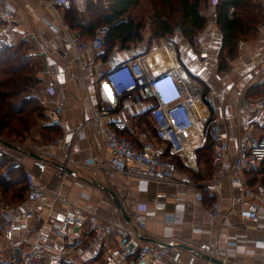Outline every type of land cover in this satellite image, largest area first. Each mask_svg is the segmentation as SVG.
I'll list each match as a JSON object with an SVG mask.
<instances>
[{
  "label": "crops",
  "instance_id": "obj_1",
  "mask_svg": "<svg viewBox=\"0 0 264 264\" xmlns=\"http://www.w3.org/2000/svg\"><path fill=\"white\" fill-rule=\"evenodd\" d=\"M9 2L15 8V16L11 21L0 18V37L7 43L17 46L26 42V49L33 53L36 76L41 80L37 96L39 105L43 109V118L39 124L55 127L57 135L54 138L60 137L89 116L85 91L79 81V68L73 55L62 49V33L47 27L46 20L52 18L51 13L39 0H9ZM212 2L208 0V6ZM258 2L264 10V0ZM2 3L3 0H0V11ZM77 7L79 11L86 10V7ZM202 12L207 17V23L196 34L198 41L196 44L192 37L185 36L179 30L171 37H161L170 38L175 42L178 61L201 81L216 105L212 115L220 116L221 125L232 135L229 140L230 152L226 157L227 160H231L237 148L236 134L239 128L257 132L260 126L259 117L253 113L247 114L239 122L236 112L239 99L243 95L247 96L248 88L259 84V79L264 75V27L255 37L242 39L237 56L227 61L226 69L220 70L218 54L222 33L216 19L209 16L208 10ZM262 24L264 25V22ZM142 44L143 41H138L132 46L131 42L128 48L114 49L106 57L104 48L99 52L83 53L84 60L91 65L86 71V76L94 100L98 98L97 81L103 71L112 63L135 57L136 55L132 54L144 49L145 46L143 48L140 46ZM46 52L57 60L58 73L55 75H51V68L45 63ZM165 61L164 65L160 59L153 62H158L163 67H169L173 63L171 61L169 63V59ZM50 80L55 82L53 87L49 85ZM52 97L58 100V107L50 117V111L55 109V105L46 100ZM124 106L128 109L113 113L107 117L106 122L109 126H113L116 121H125L127 126L118 130L119 133L140 147L147 139L154 137L152 126L147 121L151 102L149 100L137 102L124 98L122 108ZM144 122L146 126H143ZM203 132L201 126L196 127L193 145L197 149L203 144L200 141ZM25 141L29 143L25 147L36 156L20 149L10 147L5 149L13 159L23 165L24 169L28 168L42 183L52 190H57L61 198H65L76 208L95 213L102 220L116 219L122 223L129 222L121 212L117 216L119 208L115 200L123 202L126 212L131 215H144L145 210L153 208L154 199L164 202L165 208L157 211L155 215L146 216L138 231L144 241H161L182 250L181 262L165 264H186L187 253H195L193 250L206 254L200 250L203 244H210L221 251L229 250V254L225 259L223 258L226 264H264L262 245L248 244L244 252L234 250L232 247L236 241L253 242L264 239V226H257L256 222L242 220L239 217L232 198L239 195L241 189L233 186L228 180L212 184V168L207 167L204 162L198 161L199 171L194 172L180 157L169 156L165 149L166 144L158 142L161 154L175 163L177 172L170 181L160 184L150 182L147 189L141 190L135 174L142 169L140 166L132 164L128 167V172L131 174L116 172L114 177H109L112 154L105 147H93L87 138H76L69 147L62 144L46 146V143L44 144L46 140L41 136L39 128H36ZM31 143H36L38 147L30 148ZM34 158L46 163L44 171H39L33 165ZM242 177L245 178V174ZM189 182L195 183L196 187L202 190L205 196L203 202L194 199L188 186ZM178 192L183 198L181 201L184 220L182 223L172 224ZM214 199L220 202L222 217L215 225L209 226L205 208ZM28 207H31L35 213L32 224L35 228L42 226L54 251L63 252L72 246V254L80 258L78 262L80 264H124L123 256L116 254L110 259L106 252L108 247L117 252L119 248L117 235L89 231L86 227L72 229L63 237L54 234L52 228L62 218L67 205L59 201L53 203L50 196H43L34 203L24 200L21 208ZM258 223L264 224V217H260ZM169 225L172 227L171 236L166 234V227ZM205 229L209 231L205 232ZM33 235L34 231L31 232V238L34 237ZM10 238L16 243L20 242L21 234L12 233ZM5 254L9 255L8 250L1 248L0 257ZM193 264L213 263L204 255L196 254Z\"/></svg>",
  "mask_w": 264,
  "mask_h": 264
},
{
  "label": "built area",
  "instance_id": "obj_2",
  "mask_svg": "<svg viewBox=\"0 0 264 264\" xmlns=\"http://www.w3.org/2000/svg\"><path fill=\"white\" fill-rule=\"evenodd\" d=\"M39 1L51 13L52 18L46 20L47 27L62 33V49L73 55L79 68V81L85 91V100L89 110L88 117L70 131L45 145L62 144L69 147L74 139L87 138L93 147H105L112 154L109 177H114L116 172L131 174L128 172V167L132 164L140 166L142 169L135 174L139 189L145 190L150 182L157 184L168 182L177 172L175 163L161 154L158 142L166 144L165 149L169 156H178L191 170L199 171L197 148L193 145V138L196 127L201 126L204 132L200 141L204 144L209 139L211 143V183L217 184L222 180H228L233 186H238L242 192L234 196L232 202L239 217L242 220L254 221L257 226H264L258 223V219L264 217V184L258 183L251 186L246 178L242 177L248 171L260 170L264 160V95L259 97L243 95L239 99L236 112L238 121L241 122L244 116L253 113L259 117L260 126L257 132L239 128L236 134L237 148L231 160H227L226 157L230 152L229 140L232 135L221 125V117L212 115L216 105L205 91L204 85L184 64L178 61L176 45L172 39L161 38L159 43L153 39L148 53L155 46H163L174 57L173 65L163 67L157 62L152 67L147 61L148 53L118 61L109 65L98 79V98L94 100L86 76V71L91 65L84 60L83 53L101 51L104 48L110 26L108 24L98 25L91 38H82L79 30L64 20L63 11L77 6L85 8L94 0ZM212 1L208 7V14L216 19L217 0ZM14 16L15 8L9 0H3L0 18L11 21ZM263 27L262 24L260 29ZM2 39L7 42L4 38ZM192 39L195 44L198 42L196 36ZM45 63L51 68V75L58 73L57 60L47 52ZM258 82L259 84L264 83V75ZM49 85L53 87L54 80H50ZM124 98L137 102L141 100L151 102V107L147 112V121L152 126L154 137L147 139L140 147L119 133L118 130L127 126L125 121H116L113 126H109L106 122L107 117L113 113L128 109L126 106L122 108ZM46 102L55 105V109L50 111V117H52L58 107V100L52 97ZM146 125L144 122L143 126ZM37 147L38 145H30L32 149ZM33 165L41 172L46 168V163L39 158H34ZM25 175L27 181L25 202L34 203L43 196H50L53 203L59 201L67 205L62 218L52 228L56 236L63 237L72 229L86 227L89 231L117 235L119 237L117 252L111 247H108L106 252L110 259L116 254L123 256L124 264H165L182 261L183 252L179 247L144 241L139 235L138 227L142 221L146 216L155 215L157 211L163 210L164 202L154 199L153 208L145 210L144 215L127 213L130 218L129 222L122 223L116 219L105 221L95 213L72 206L68 200L59 196L57 190H52L42 183L28 168L25 169ZM188 186L194 199L197 202H203L205 196L202 190L198 189L193 182H189ZM177 199L172 224L182 223L184 220L181 201L183 198L179 192ZM21 206L22 203L6 204L0 198V249L8 250L10 263H76L79 257L72 254V246L63 252L54 251L42 226L35 228L32 224L35 218L33 209L31 207L22 209ZM205 213L208 225H215L222 217L219 200L211 201L206 206ZM119 214L118 209L117 216ZM32 231H34L33 238H31ZM204 231L208 232L209 229ZM15 232L21 234L20 242L16 243L10 238ZM166 234L172 235L171 225L166 227ZM248 244L264 247V239H257L253 242L236 241L232 247L234 250L244 252ZM200 250L208 254L209 262H211V257L225 259L229 254V250H217L210 244H203ZM195 259L196 253L188 252L186 264H193Z\"/></svg>",
  "mask_w": 264,
  "mask_h": 264
},
{
  "label": "trees",
  "instance_id": "obj_3",
  "mask_svg": "<svg viewBox=\"0 0 264 264\" xmlns=\"http://www.w3.org/2000/svg\"><path fill=\"white\" fill-rule=\"evenodd\" d=\"M102 1L90 2L83 12L75 7L67 8L63 11V18L80 30L82 38H91L98 25L108 24L110 27L104 44L106 57L114 49L128 48L131 42L139 41L135 34L137 22L130 11L142 2L152 0H108L106 6ZM158 1L167 9V13L154 15V36L170 37L179 27V31L191 38L205 27L207 17L202 12V6L208 0ZM216 14V23L222 33L219 69L224 70L227 61L237 56L240 41L253 38L260 31L264 10L258 0H217ZM149 49L150 44L145 45L143 50L132 55L146 54ZM40 84L33 53L26 49V42L17 46L0 37V137L24 140L36 128H39L46 141L57 135L55 127L39 124L43 118V109L37 96ZM256 92H264V83L249 87L247 96L253 97ZM211 153V143L207 139L197 149L199 163L204 162L211 168ZM245 178L251 186L264 184V160L260 170L246 172ZM26 194L27 181L23 165L0 153L1 200L6 204H18L26 199ZM0 264L10 263L0 261Z\"/></svg>",
  "mask_w": 264,
  "mask_h": 264
},
{
  "label": "rangeland",
  "instance_id": "obj_4",
  "mask_svg": "<svg viewBox=\"0 0 264 264\" xmlns=\"http://www.w3.org/2000/svg\"><path fill=\"white\" fill-rule=\"evenodd\" d=\"M102 2L104 4V6H106L108 4V0H103ZM174 3H175V1H174ZM208 7H209L208 4L202 6V11L208 10ZM156 13L157 14H162V13L166 14L167 13V9L162 7L159 4L158 0L144 1L140 5H138L137 7L133 8L130 11V15L137 22L135 34L138 36L139 41H143V44L140 45L141 48H143L145 45L147 46L149 44L151 46L153 39H156L157 43H159L161 41V38H164V37H156L153 35V33L155 31L154 15H156ZM195 36H196V34H195ZM134 44H136V42H132V46H134ZM262 95H264V92H256L253 95V97H259ZM26 138L24 140H20V139L16 140V139H8V138L0 137V153L5 154L7 157H11V155L8 153L7 149H5L6 147H10L13 149L14 148L15 149H20V148L27 149L25 146H27L26 144H29V143H27L28 141H25ZM48 142L49 141H46V142H44V144L48 143ZM31 145H36V143H31ZM20 150H22V149H20ZM15 162L19 163V162H17V160H15ZM210 171L211 170L209 169V172ZM260 176L261 175H259L258 178H260ZM79 260H80V258L77 259L76 263H74V264H80V263H78ZM0 261H7L8 263H10L9 255L5 254V255H3V257H0ZM64 264H69V263H64Z\"/></svg>",
  "mask_w": 264,
  "mask_h": 264
},
{
  "label": "water",
  "instance_id": "obj_5",
  "mask_svg": "<svg viewBox=\"0 0 264 264\" xmlns=\"http://www.w3.org/2000/svg\"><path fill=\"white\" fill-rule=\"evenodd\" d=\"M179 30V27L176 28V31ZM115 63H112L111 65H113ZM22 149L23 151L27 152V153H31L32 155L36 156L34 153H32L31 151H29L28 149H25V148H20ZM109 191V190H108ZM110 192V191H109ZM115 203L117 205V207L119 208L120 212L122 213V215L124 216V218L127 220V221H130V218L124 208V206L122 205V203L119 201V200H115ZM155 241V240H153ZM154 243H158V244H161V245H166V246H171L169 245L168 243H165V242H161V241H155ZM195 251L196 254H199V255H204L206 258H209L208 254H202L200 252H198L197 250H193ZM211 262L213 263H217V264H226L225 260L224 259H221V258H217V257H211L210 258Z\"/></svg>",
  "mask_w": 264,
  "mask_h": 264
},
{
  "label": "bare ground",
  "instance_id": "obj_6",
  "mask_svg": "<svg viewBox=\"0 0 264 264\" xmlns=\"http://www.w3.org/2000/svg\"><path fill=\"white\" fill-rule=\"evenodd\" d=\"M160 47V46H159ZM154 50H152V52H150L149 56H148V62L149 64L154 67L152 64H154L155 61L159 60L162 62V64H166V59H169V63L171 61V63H175V60H174V57L169 53L167 52V50L161 46L160 48H153ZM165 58V59H164ZM154 61V62H153ZM172 63V65H173Z\"/></svg>",
  "mask_w": 264,
  "mask_h": 264
}]
</instances>
